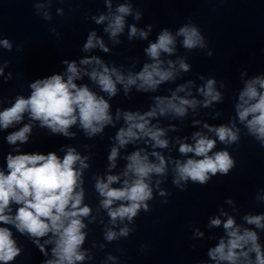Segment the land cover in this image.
<instances>
[{
    "label": "clouds",
    "instance_id": "clouds-1",
    "mask_svg": "<svg viewBox=\"0 0 264 264\" xmlns=\"http://www.w3.org/2000/svg\"><path fill=\"white\" fill-rule=\"evenodd\" d=\"M105 4L108 12L93 16L92 20L98 25L107 22L104 32L114 45H119L121 41L118 37L124 33L127 25L126 17L132 16L134 20L139 21L142 14L139 10L134 12L132 5L128 3L118 4L114 11L111 0H105ZM35 7L41 9L44 5L37 3ZM44 18L50 19V15L45 12ZM127 27V38L130 42L134 39L147 40L152 31L151 25L147 26V30L138 28L135 24ZM177 36L183 38L181 44L185 49L206 47L205 38L198 27L185 24L178 29L175 36L167 28L160 31L155 42H150L144 49L150 62H145L135 72L131 70L136 67L135 62L125 74L116 66L109 67L98 56L80 60V65L91 66L90 71L78 67L75 61H62L67 65L66 79L60 74H53L32 82L28 98L18 95L10 107L0 111V129L6 130L20 123L27 113L31 121H38L39 127L47 128L52 134L75 137L76 133L70 132L69 129L78 124L88 138L102 135L107 126L115 127L109 101L117 96L118 85L123 88L125 96L129 95L133 87L140 93H155L161 85L175 81L179 72L190 71V65L183 58L167 62L161 59L162 54L175 53ZM0 44L6 49L12 48L8 39L0 40ZM97 48L105 53L110 51L104 40L93 30L89 32L83 44V51ZM207 54L212 55L211 52ZM2 74L3 68H0V75ZM82 75H87L97 85L100 93L106 94L108 98L90 90L87 85L78 86L75 81ZM191 84L193 82L188 81L187 84L177 86L170 96H153V106L143 113L139 110L116 109V120L122 118L124 126L116 132L113 138L115 144L107 155L109 172L117 166L120 149L129 144L143 140L145 144H150L152 149L168 148L169 140L163 138L166 136L165 129L158 123L152 124V119L168 114L182 118L188 114V109L195 111L198 105L208 108L214 102L222 100L221 93L215 88L216 80L212 78L207 79L197 90L204 97L202 104L194 97L185 98L178 95L185 92ZM261 90H264V78L255 77L246 81L235 108L238 120L244 124L247 133L264 147V91ZM187 96H192L190 90L187 91ZM199 123V120L193 121L194 125ZM203 127L214 133L216 139L199 131L193 133L194 143L179 142L177 138L179 153L189 157L183 161L173 160L171 157L166 159L159 151L149 153L140 148L123 157L126 164L121 174H107L105 177L96 178L94 188L102 197L100 206L107 211L113 224L118 219L121 222L125 219L131 222L141 209L149 211L147 201L153 199L152 177L166 176L169 162L173 164L172 183L182 191L184 187L181 182L185 185L189 181L206 185L218 173L222 176L229 174L235 167L234 158L227 150L214 153L212 150L216 147L217 139L226 146L237 144L240 140V129L236 127L235 122L220 126H209L205 123ZM32 128L31 123L24 124L19 130L7 135V143H26ZM171 130L176 129L173 127ZM150 156L154 159H150ZM88 159V156H82L74 147H67L62 158L55 152L8 154L7 172L0 170V224L12 225L21 234L33 238V242L45 256L48 253L40 244L39 238L51 234L44 243L53 245V258L42 261V264H78L86 259V252L81 250L86 238V232L83 231L86 224L83 218L88 217L92 210L83 203L82 185L83 171L89 167L86 163ZM121 176L124 177L122 185L113 187L112 185L121 183ZM161 182L157 179L155 185L158 187ZM160 195L165 193L161 192ZM12 204L18 205L14 215L11 214ZM243 219L247 225L264 229V215H246ZM221 223L219 218L210 220V226L219 227ZM223 228L226 237L220 238L219 243L207 253L215 264H264V248L259 243L255 230L241 229L232 216H228L223 222ZM129 232L127 227L121 228L119 233L107 230L105 239L111 242L118 236L126 237ZM197 235L203 236V233L198 231ZM20 251L10 228L0 227V264H10ZM108 259L114 257L109 256Z\"/></svg>",
    "mask_w": 264,
    "mask_h": 264
}]
</instances>
